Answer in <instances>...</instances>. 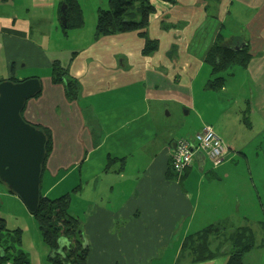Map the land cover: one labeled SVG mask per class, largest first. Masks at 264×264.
I'll return each mask as SVG.
<instances>
[{"label":"crops","instance_id":"obj_1","mask_svg":"<svg viewBox=\"0 0 264 264\" xmlns=\"http://www.w3.org/2000/svg\"><path fill=\"white\" fill-rule=\"evenodd\" d=\"M62 1L0 0V81L11 77L40 81V95L25 103L22 118L51 132L53 147L43 174L76 163L80 176L76 194L88 205L89 212L82 220L84 243L88 246L86 261L149 264L157 259L161 264H175L186 235L218 224L223 228L221 233L210 238V249L216 256L202 264H224L230 248L229 234L241 227L252 230L241 213L251 188L264 199L261 179H257L258 188L249 172L236 173L232 171L234 164H230L236 155H243L242 145L235 138L239 119L250 128L244 114L248 102L245 111L240 112L231 96L218 99L224 112L215 117V123L227 114H231V123H236L231 137L222 129L227 143L209 125L198 123L194 127L190 122L176 120L170 124L162 111L169 105L186 110L185 115L195 111L191 80L196 70L205 65L206 51L218 36L230 49L247 45L251 57L262 54L264 0H157L160 9L150 19L147 35L158 41V49L146 57L140 54L143 41L136 33L93 40L96 11L103 4L107 10V1L91 5L87 31L82 12L83 27L64 35L59 10ZM78 3L81 8L80 0ZM227 18L237 25L236 31L209 32L207 20ZM200 32L211 34L213 39L205 53L190 56V46L204 43L200 37L194 39ZM53 60L66 66L69 76L78 82L77 99L67 100L62 86L51 83ZM135 84L140 85V91L130 92ZM128 86L127 94L119 93ZM184 124L190 125L193 135L177 139L191 138L204 127H211L227 149L221 163L215 166L206 156L196 153L190 167L178 175L171 171L169 154L177 140L174 131ZM107 156L123 161L116 160L111 169L104 171ZM117 170L120 172L115 173ZM204 179L208 182L202 184ZM7 192V198L21 206L19 199ZM0 203L3 206L2 200ZM20 208L23 218H31L24 206ZM28 224L36 230L33 222ZM18 229L22 231L20 249L29 260L24 230ZM261 239L262 236L258 241L255 238L256 248H262ZM35 245L33 252L47 260V247L38 239ZM178 264L189 263L181 260Z\"/></svg>","mask_w":264,"mask_h":264},{"label":"rangeland","instance_id":"obj_2","mask_svg":"<svg viewBox=\"0 0 264 264\" xmlns=\"http://www.w3.org/2000/svg\"><path fill=\"white\" fill-rule=\"evenodd\" d=\"M101 1L102 3H105L106 0ZM148 1H152L155 5V13L158 14L157 10L160 9V6H158L161 5L160 2L157 0H155L157 2L154 0ZM96 3H98V0H80L81 10L84 14L85 20V31H87L88 21L90 20L91 5ZM99 6L101 9L106 10L105 4ZM156 14L151 16V19L155 18ZM244 18L245 17L243 16L240 21ZM207 22L210 24L209 32L211 34L212 32H215L216 29L221 31L222 34H226L232 30H237V25L230 18L223 21L207 20ZM148 33L153 38H156L154 35H151L150 32ZM211 34L206 32L196 34L194 39L200 37L204 43L202 45L190 46L188 49L189 53L187 52V54L195 56L198 52L205 53L210 40L213 39ZM194 42L195 41L191 44ZM134 59L135 58H133V60ZM132 63L134 64V62ZM116 64H120V58L117 59ZM193 81V98L196 106V108L194 106L195 111L190 112L189 115H185V112H187L186 110L174 105H169L168 109H163V116H165L170 124H173L176 120V122H190L194 127L197 126L198 123L209 125L213 127L222 140L227 143L225 133L227 131V137L233 136L234 133L232 129L236 123H233V121L231 123V114H227L225 116L222 115L217 124L215 123V117L221 114V112H224V109H221V105L218 104L220 103V100L218 99L224 96H228L230 98L231 96V99L237 103L236 106L240 112L245 111V103L248 102V110H246V113L244 114L247 117V121L250 123V128L247 129L239 119L237 122L239 130L236 133L235 138L236 142L242 145L243 155H236L234 161L230 164H234L232 171L236 173L249 172V174L252 175L253 182L258 184V188L260 185L257 179L260 178L264 187V51L261 55L253 54L247 67L244 69L232 66L224 72L211 74L210 70L202 64V67L196 70V75L191 82L193 83ZM128 88L129 86L126 89L119 91V93L125 92L127 94L129 91ZM139 91L140 85L138 84L130 87V92L135 93ZM226 102L228 101L226 100ZM167 110L171 114L170 117H168ZM190 128V125L186 124H184L182 128L176 126L174 138L177 139L179 136L193 135ZM222 129L225 133L222 132ZM195 169L196 168H194L192 172L195 171ZM198 175L199 173L196 174V177H198ZM79 179L80 176L78 169L76 168V163L72 162L65 165L62 169H60V171H48V173H44L41 177L40 192L43 196L54 200L61 195L70 192L72 188L79 184ZM207 182L208 179H204L202 184ZM195 184L196 179L194 181V186ZM7 195L8 192L6 187L0 183V202L2 200L3 204L2 206L0 203V219L4 220L5 229L8 231L15 230L16 228L24 230V247L26 252L30 254L29 264H50L48 260L39 259L37 254L33 252L36 247V240H41L36 222L32 217L23 218L22 214L19 212V209H21L20 207L23 208L22 204L19 206L15 200L11 202V200L7 198ZM87 206L88 205L83 204L79 200V196L77 194L73 195L69 213L74 214L75 218L81 225H83L82 220H84V216L89 214V212L86 211L88 209ZM23 209L26 211L25 208ZM239 210L240 209L238 208V211ZM241 213L249 220L247 224L251 226L254 231L256 241H258L260 236H262L259 222H264V199L263 197H258V194L254 192L253 188H251L250 194H248L241 206ZM25 215L26 217H29L27 216L28 214ZM28 221H30V223H34L36 230L33 229V226L28 224ZM31 235L33 236L31 237ZM70 244L71 242H67L64 239L59 240V248L63 250L64 253H68ZM244 255V257H242L244 261H242L248 262L246 264H264V248L255 247ZM160 262L162 261L157 259L148 261L149 264H161ZM94 263L95 261L91 259L86 261V264Z\"/></svg>","mask_w":264,"mask_h":264},{"label":"trees","instance_id":"obj_3","mask_svg":"<svg viewBox=\"0 0 264 264\" xmlns=\"http://www.w3.org/2000/svg\"><path fill=\"white\" fill-rule=\"evenodd\" d=\"M106 1L109 8L96 11L93 40L117 34L136 33L143 41L140 54L146 57L155 53L158 49V41L150 39L147 35L151 16L155 14V8L151 3L148 0ZM161 1L168 3L171 0ZM62 3L65 5L66 19L62 32L66 35L69 31L81 29L84 23L78 0H63ZM217 39L218 41L216 39L213 40L203 58V63L210 68L211 74L224 72L232 66L242 69L247 67L251 59L247 45H239L237 49H230L231 47L222 44L221 37L218 36ZM8 80L13 83L19 82L13 77ZM50 80L53 85L62 86L67 100L73 101L77 99L79 84L74 78L69 76L67 67L63 66L58 60H53L50 65ZM39 95L40 93L36 94L34 98ZM22 111L20 113L21 116ZM35 127L41 130L45 136V163L53 147L51 132L42 126ZM195 135L191 138L188 137V139L193 140ZM196 153L204 155L200 151ZM116 160L118 161L119 159L107 156L104 171L111 169ZM119 161H123V159ZM44 163L41 166L40 184ZM114 172L119 173L120 170ZM79 189L80 186H76L70 192L54 200L43 196L39 191L37 209L30 214L37 224L41 242L48 249L47 260L50 264H86L88 246L84 243L83 227L69 213L72 197ZM222 229L220 225L213 224L200 231L186 235L182 240L180 256L177 257L175 264H178L181 260H186L189 264H202L213 260L216 254L210 249V238L218 236ZM260 229L262 239L259 246L264 248V223H260ZM229 235L228 243L230 248L226 253L224 264H244L242 261L243 255L257 247L254 233L249 227H241L235 229ZM21 238L22 231L20 229L8 231L5 229L4 221L0 219V264H29L27 256L20 249ZM61 239L71 242L72 245H69L68 253H64L59 248V240ZM221 247L219 246L217 251L220 252Z\"/></svg>","mask_w":264,"mask_h":264},{"label":"water","instance_id":"obj_4","mask_svg":"<svg viewBox=\"0 0 264 264\" xmlns=\"http://www.w3.org/2000/svg\"><path fill=\"white\" fill-rule=\"evenodd\" d=\"M59 10L65 27V5L61 4ZM40 91L37 78L0 82V183L19 199L29 214L36 211L39 201L45 136L20 113L25 103Z\"/></svg>","mask_w":264,"mask_h":264},{"label":"built area","instance_id":"obj_5","mask_svg":"<svg viewBox=\"0 0 264 264\" xmlns=\"http://www.w3.org/2000/svg\"><path fill=\"white\" fill-rule=\"evenodd\" d=\"M202 152L210 162L217 166L223 160L226 147L211 127H204L194 139H177L169 154L170 169L180 174L192 164L196 152Z\"/></svg>","mask_w":264,"mask_h":264},{"label":"clouds","instance_id":"obj_6","mask_svg":"<svg viewBox=\"0 0 264 264\" xmlns=\"http://www.w3.org/2000/svg\"><path fill=\"white\" fill-rule=\"evenodd\" d=\"M41 92V91H40Z\"/></svg>","mask_w":264,"mask_h":264}]
</instances>
